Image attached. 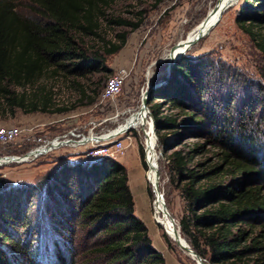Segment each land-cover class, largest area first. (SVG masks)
Returning <instances> with one entry per match:
<instances>
[{
    "label": "trees",
    "instance_id": "obj_1",
    "mask_svg": "<svg viewBox=\"0 0 264 264\" xmlns=\"http://www.w3.org/2000/svg\"><path fill=\"white\" fill-rule=\"evenodd\" d=\"M20 1L0 0V112L69 111L54 107L44 88L26 89L50 74L107 72L103 56L91 55L84 44L100 36L101 19L116 0H27L28 14ZM236 21L264 55V0H242ZM125 43L123 33L107 53ZM237 76L206 56L185 54L148 103L169 152L170 184L185 202L184 238L211 264H264V83ZM73 83L81 99L90 98L88 87ZM163 103L177 112L164 115ZM5 187L0 176V264H167L135 212L127 167L113 158L54 171L45 198L51 230L39 246L38 232L26 225L34 192L29 199V189L9 194Z\"/></svg>",
    "mask_w": 264,
    "mask_h": 264
},
{
    "label": "rangeland",
    "instance_id": "obj_2",
    "mask_svg": "<svg viewBox=\"0 0 264 264\" xmlns=\"http://www.w3.org/2000/svg\"><path fill=\"white\" fill-rule=\"evenodd\" d=\"M20 2L22 3L20 9L28 14L30 12L27 6L28 1L21 0ZM217 2L218 0H167L163 3H158L156 0H116L113 2L107 8L105 17L101 19L100 36L86 37L84 44L91 55L103 56L108 71L96 72L83 78H66L62 75L51 77L52 74H50L39 81L34 88L27 87L28 92H33L35 88L38 90V87L39 89L44 88V92L52 95L54 107L67 106L72 109L63 112H26L20 108H14V111L9 108L7 112L1 111L0 126L20 125L33 128V130L27 132L20 142L11 144L0 142V157L24 155L49 140L63 139L64 136L72 140H80L82 136L75 134H88L91 130L102 135L124 123L142 109L143 95L149 83H157L166 74L168 61L165 57L167 54L180 41L187 39L193 30H196ZM239 2L231 6L219 23L198 40L186 55L194 58L206 56L215 60L217 64L235 71L237 78L240 77L244 83L246 80L253 83H264V55L256 47L250 35L244 32L236 21L242 0ZM112 19H124L138 26L111 23L109 20ZM123 33L126 34V43L119 51L108 54L107 48L111 46V43H118ZM121 70L129 72L123 92L114 100L101 102L100 96L107 79ZM74 80L90 89L88 92L90 98L81 99V93L73 83ZM229 84L233 88L237 87L234 81ZM16 90L17 92L23 91L21 88ZM74 105L76 107H73ZM163 105L164 115L177 112V110H172L167 103ZM148 107L147 122H151V117L154 120L155 118L149 103ZM146 128V124L132 127L128 133L132 135L133 143L129 146L126 155L113 159L126 164L133 155L140 160V167L146 180L148 204L158 235L162 236L169 250L177 257L178 264H199L188 251L170 237L165 227L154 219L156 193L148 180L150 168L146 161ZM170 139L169 136L168 140ZM194 140L197 139H188L185 144L194 142ZM84 148L80 145L64 144L31 161H12L0 165V176L6 182V192L11 194L17 190L29 189L27 192L29 199L32 194L30 190L34 192L31 205L27 207L29 215L26 225L27 229L33 228L38 232L36 239L38 246L42 244L40 239L49 240L52 223L48 215L47 201L45 202L47 182L54 171L63 164H73L79 161L85 163L87 159L82 156ZM156 149L159 152V186L164 195L169 217L180 229V217L185 202L179 190L170 184V169L167 160L169 152L164 153L159 139ZM24 198H22V204L25 202ZM53 205L52 202L51 206ZM149 233L151 236L150 230ZM165 235L169 237L173 248L169 246Z\"/></svg>",
    "mask_w": 264,
    "mask_h": 264
},
{
    "label": "built area",
    "instance_id": "obj_3",
    "mask_svg": "<svg viewBox=\"0 0 264 264\" xmlns=\"http://www.w3.org/2000/svg\"><path fill=\"white\" fill-rule=\"evenodd\" d=\"M128 77H129V72L126 70H121L115 75L108 78L104 86V89L102 90L101 96H100L101 102L114 100L118 95H120L124 90ZM132 127H136V126H132ZM132 127H130L129 129L125 131L118 132L116 134H113V132L115 133L116 132L115 129L117 128L111 129L107 131L105 134H102L107 137L101 140L96 138L98 134L92 132V130L88 134H81V133L75 134L77 136H82L80 140H77L79 142L77 145L85 147L83 150L84 152L82 156L87 160L100 161L104 158H116L117 159L119 157L126 155L129 146L133 143V137L130 133H128V131H130ZM32 130L33 128L23 127L20 125L19 126H16V125L0 126V142L3 144H11L14 142H20L21 140H23L22 138L25 137L27 132L32 131ZM153 135L155 137V142L157 144L159 137L156 135L155 132H153ZM66 137L67 136H64L63 139L62 138H59V139L57 138V139L64 140L66 139ZM57 139H52V140L47 141L44 144L39 145L37 148H43L44 150L43 152L37 155H32V156L27 157L26 156L27 153H26L24 155H16V156L23 157V160L20 162L31 161L35 159V157H38L39 155H44L50 150H53L54 148H56L54 147L49 150L47 149ZM146 161L149 164V168H150L148 171V180L153 185V189L156 193V200H155V207H156V203L158 201V194L162 193V191L160 189V192L158 193L155 190L154 182L151 178L152 166H151L149 156H148V148H147Z\"/></svg>",
    "mask_w": 264,
    "mask_h": 264
},
{
    "label": "water",
    "instance_id": "obj_4",
    "mask_svg": "<svg viewBox=\"0 0 264 264\" xmlns=\"http://www.w3.org/2000/svg\"><path fill=\"white\" fill-rule=\"evenodd\" d=\"M236 2L234 1H230V0H218L216 6L211 10V12L209 13V15L205 18V20L196 28L195 33L193 36L188 37L187 39L181 41V43L179 44L178 49L179 50H175L174 56L170 59V61L168 62V67H167V72L166 74L161 78L160 81H158L155 84L149 83L146 91L144 92L143 95V104L142 107H144L148 112H149V107H148V99H149V95L151 93V91L157 87L158 85L162 84L164 81L167 80V78L172 74L173 72V68L175 66V64L194 46V44L200 40L201 38H203L205 35H207V33H209L211 31V29L217 25L219 23V21L221 20L222 16L224 15V13L233 5H235ZM217 15V18L215 20H213V18ZM208 31V32H207ZM150 128L152 129L153 132L156 133V135L158 136L157 132H156V125H155V120L153 119V117H151V122H150ZM125 131V130H124ZM118 132H122V131H117L113 134H116ZM107 136L105 135H97L96 138L101 140L103 138H105ZM57 145H55V143L53 142L47 149H51L56 147ZM43 148H36L30 152H28L26 154L27 157L32 156V155H37L41 152H43ZM10 158H12L13 161L16 162H20L23 160V157L21 156H8ZM154 187L155 190L157 192H160V186L159 183H154ZM160 194V195H159ZM158 197L162 196V199H164L163 194L159 193ZM164 204H165V212L166 215L168 214V208L166 206L165 203V199H164ZM180 231V229H179ZM181 232V231H180ZM181 236V234L179 235ZM178 242V241H177ZM180 242V240H179ZM186 244H183L182 242L179 243V245L184 248L186 251H188L196 260L199 264H211L208 263L202 256H200L194 249L193 247L189 244V242L185 239Z\"/></svg>",
    "mask_w": 264,
    "mask_h": 264
},
{
    "label": "bare ground",
    "instance_id": "obj_5",
    "mask_svg": "<svg viewBox=\"0 0 264 264\" xmlns=\"http://www.w3.org/2000/svg\"><path fill=\"white\" fill-rule=\"evenodd\" d=\"M236 2L237 4L240 0H230ZM240 3V2H239ZM217 18V15L213 18L215 20ZM205 20V19H204ZM208 32V31H207ZM195 33V30H193L188 37L193 36ZM181 41L171 50L169 54L165 57L166 61H170V59L174 56V51L179 50V44ZM147 113H149L144 107L140 109L138 112L134 113L129 119H127L124 123L120 124L115 131H124L129 129L132 126H141L146 124V134H147V148H148V156L149 160L152 166V172H151V178L154 183H159V152L156 150V142H155V137L153 135L152 129H150V121L147 122ZM114 131V130H112ZM114 133V132H113ZM55 145L60 146L63 144H71V145H77L79 142L77 140H72L69 138H66L64 140H55L54 141ZM56 146V147H57ZM12 158L10 157H0V165L4 163H9L12 162ZM159 193V192H158ZM160 195V194H159ZM154 219L161 223L168 234L170 235L171 238H173L178 244L183 243L186 244L185 238L182 235V233L179 231L178 226L173 223L171 218L169 217V214L166 215L165 212V204H164V199H162V196L158 197V201L156 203L155 207V214H154ZM181 234V236H179ZM180 240V242H179Z\"/></svg>",
    "mask_w": 264,
    "mask_h": 264
},
{
    "label": "crops",
    "instance_id": "obj_6",
    "mask_svg": "<svg viewBox=\"0 0 264 264\" xmlns=\"http://www.w3.org/2000/svg\"><path fill=\"white\" fill-rule=\"evenodd\" d=\"M139 159L134 157L129 158L128 163L124 164L129 172V184L135 197V212L141 217L147 224L151 231V238L153 239L155 247L161 251L167 260V264H178L179 260L169 250L166 242L163 240L161 235H158L156 224L152 219L148 194L146 191V180L145 175L140 167Z\"/></svg>",
    "mask_w": 264,
    "mask_h": 264
}]
</instances>
